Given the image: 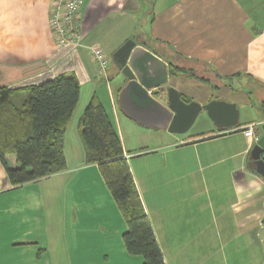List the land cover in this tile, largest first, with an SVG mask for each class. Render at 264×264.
Wrapping results in <instances>:
<instances>
[{"label":"crops","instance_id":"obj_1","mask_svg":"<svg viewBox=\"0 0 264 264\" xmlns=\"http://www.w3.org/2000/svg\"><path fill=\"white\" fill-rule=\"evenodd\" d=\"M52 1L0 0V85L25 86L60 73L80 83L65 132V170L15 186L0 161V264H142L125 247L126 222L99 165L86 162L79 124L92 96L129 153L166 264H264V177L249 168L264 102L258 120L242 123L239 116L225 130L204 109L198 116L205 114V124L192 133L146 127L119 107L127 78L113 59L134 39L167 62L206 65L210 81L169 72L167 86L202 105L218 99L238 108L249 97L237 82L255 83L264 97V0H84L77 49L57 45ZM92 44L110 58L107 78L89 52ZM235 73L241 75L224 78ZM249 124L254 138L243 133Z\"/></svg>","mask_w":264,"mask_h":264},{"label":"trees","instance_id":"obj_2","mask_svg":"<svg viewBox=\"0 0 264 264\" xmlns=\"http://www.w3.org/2000/svg\"><path fill=\"white\" fill-rule=\"evenodd\" d=\"M175 54L176 58L181 57L178 52ZM168 65L171 75L187 74L210 81L207 75L187 64L169 61ZM79 97L78 79L66 73L25 86L0 85V161L13 185L66 169L65 132ZM181 97L192 101L186 95ZM79 128L86 162L99 165L126 222L123 240L127 251L141 255L142 264H166L126 157L129 153L96 96L86 105ZM249 168L257 173L251 162Z\"/></svg>","mask_w":264,"mask_h":264},{"label":"water","instance_id":"obj_3","mask_svg":"<svg viewBox=\"0 0 264 264\" xmlns=\"http://www.w3.org/2000/svg\"><path fill=\"white\" fill-rule=\"evenodd\" d=\"M113 59L127 78L119 93V107L137 123L171 132L182 131L190 128L204 109L219 130L239 124L236 103L218 99L203 105L193 100L187 102L175 87L166 86L170 78L168 62L134 39H128L117 49ZM157 93H164L166 98L159 99ZM258 129L260 136L250 150L249 160L264 177V123Z\"/></svg>","mask_w":264,"mask_h":264},{"label":"built area","instance_id":"obj_4","mask_svg":"<svg viewBox=\"0 0 264 264\" xmlns=\"http://www.w3.org/2000/svg\"><path fill=\"white\" fill-rule=\"evenodd\" d=\"M84 0H53L49 11V26L53 30L59 48L77 49L83 45L81 30V7ZM93 60L99 65L100 72L107 78L110 58L100 44L88 46ZM254 124L244 127L243 133L255 137ZM129 158V155L126 154Z\"/></svg>","mask_w":264,"mask_h":264},{"label":"rangeland","instance_id":"obj_5","mask_svg":"<svg viewBox=\"0 0 264 264\" xmlns=\"http://www.w3.org/2000/svg\"><path fill=\"white\" fill-rule=\"evenodd\" d=\"M141 28L143 29L144 27L141 24ZM194 64V65H192ZM189 67H193L196 69L200 74L207 75L212 77V71L209 69L208 66L206 65H201L198 66L197 63L190 62ZM111 80L115 78V67L113 66L110 72ZM183 76H188L187 74H183ZM247 83V82H246ZM249 84H244V86L240 85L242 83L237 82L235 87H238L240 91L247 92V95L249 97V103L248 104H242L238 106L239 109V116H240V121L242 123H245L247 121L253 120V119H259L260 118V108L262 106V102H264V97H262V93L260 91H256L255 89V83H250ZM167 86V85H166ZM205 117V114L202 113L200 114L193 125L190 127V129L187 131L188 133H192L197 131L199 128H203L205 121L203 120ZM129 155V154H128Z\"/></svg>","mask_w":264,"mask_h":264}]
</instances>
